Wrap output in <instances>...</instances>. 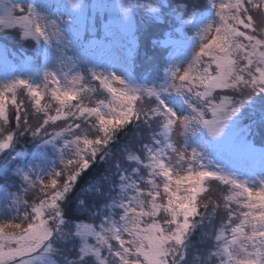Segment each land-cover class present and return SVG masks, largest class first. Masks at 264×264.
<instances>
[{"label": "snow or ice", "instance_id": "snow-or-ice-1", "mask_svg": "<svg viewBox=\"0 0 264 264\" xmlns=\"http://www.w3.org/2000/svg\"><path fill=\"white\" fill-rule=\"evenodd\" d=\"M160 6L146 8L159 19ZM83 9L0 0V28L53 63L42 82L0 83V264H264V147L250 139L264 128V0H207L199 12L181 3V25L198 27L199 43L186 68L170 65L152 86L127 69L96 70L97 41L81 43ZM122 12L131 34L132 6ZM141 129L139 148L110 160L120 134ZM25 138L30 154L18 150ZM233 155H258L259 171L238 175ZM98 162L110 168L78 203L91 222H73L77 182ZM213 182L223 186L217 198ZM214 219L207 247L194 250L193 234Z\"/></svg>", "mask_w": 264, "mask_h": 264}, {"label": "trees", "instance_id": "trees-1", "mask_svg": "<svg viewBox=\"0 0 264 264\" xmlns=\"http://www.w3.org/2000/svg\"><path fill=\"white\" fill-rule=\"evenodd\" d=\"M166 1H169L170 3V0ZM173 2L175 1L173 0ZM147 4L148 2L143 1L135 8L136 12L139 13V16L137 15L138 23L136 33V44H134L132 36H129L128 34H123V30L120 27V29L116 28L114 26L115 24H113V19L109 18L108 16L105 17L104 20L98 19V21H96L94 25L95 29H98V32L96 33L95 31V35L87 34L85 38L94 39L95 41H97V43H101L105 47V50L103 51H99L100 48H97L98 51L94 53L96 57L95 61L96 59L97 61L100 59V61L105 64L108 62V58L110 57H113L114 60H117L116 58L121 61L126 60L128 62L129 67L132 69V72H134V74L139 79H145L147 85L152 86L153 82L159 81L166 74V70L170 65H177L178 59L183 58L184 56L189 54L191 46L195 43V41H198L199 38H193L191 42L186 44L185 46H182L181 44L177 43L182 38H184L182 31L185 32L188 28L187 26L182 27L181 19L179 18V12L177 11V8L181 4V1L177 0L175 3H171L172 6L170 4L165 5V10L167 9V11L166 13L161 12V14H159V19H156L150 15L146 8ZM191 9L192 7H189V10ZM201 10L202 8L197 11L199 12ZM165 16L168 18L166 23H160L161 21H163V19H165ZM106 25H111L110 31L105 30ZM194 27L195 26H193V28L191 29V32L196 34V28ZM153 40H157L159 42V44L156 45L157 47L153 46ZM82 43H84V40L82 41ZM23 50L25 51L24 48H19V51ZM153 52H155L156 54H164L165 58L163 59V61L157 62V64L153 68H149L147 66L142 65L144 61L143 59L145 58L144 56H150ZM29 53L30 52H23L22 57H25L26 55L29 56ZM111 53H113V55ZM129 53H131L130 57ZM42 60L43 54H41L40 64L42 63ZM89 67H91V65ZM139 71L141 72L139 73ZM239 97L241 96L239 95ZM257 99H259V97H257ZM244 122L251 123V119L246 116ZM133 134L134 132L129 133L127 135H125L124 133L120 134L119 139L115 142L113 146V154L110 157V160H114L117 152L123 150L124 146L130 145V142L132 145L134 141ZM250 139L259 148L264 147V128L258 126L255 127L253 129V133ZM27 142L28 139L22 140L20 142V147H22L23 144ZM29 148L30 150L33 149V144ZM109 168V163L98 162L91 168L87 169L86 174H84L81 179L77 182L76 196H74L71 202L69 203V208L71 209V218L73 222H91L87 214L81 213L78 210L79 198H83L85 194L90 196L91 193L87 192V190L90 189L94 184L98 183L99 178L105 175ZM8 177L9 175H7V180ZM2 182H4V177L0 176V183ZM213 183L216 184V182ZM217 186L223 188L222 185ZM80 189H84L85 191L81 192ZM213 196L214 198H216L215 195ZM217 220L218 219H214L213 222H217ZM210 227L212 228V226ZM211 228L208 229V222L205 221V226L197 230L193 234L192 244L194 250L199 249L203 251L207 247L206 242L208 241V237L205 236V233H208L210 235L212 232V230H210ZM67 246L69 247V245ZM67 255H69L71 258V254L67 253ZM59 258L60 257H58V259Z\"/></svg>", "mask_w": 264, "mask_h": 264}, {"label": "rangeland", "instance_id": "rangeland-1", "mask_svg": "<svg viewBox=\"0 0 264 264\" xmlns=\"http://www.w3.org/2000/svg\"><path fill=\"white\" fill-rule=\"evenodd\" d=\"M146 1L149 3V0H79V3H81L84 6L83 9V14L81 19L88 25L89 27V31L87 33H82V38H81V43L84 40L85 36L91 35V34H96L98 32V29H95L94 25L95 22L98 21V19L104 20L105 17H109L111 19H113V24H115L114 26L116 28H121L123 30V34H128L129 36H132L133 38V42L134 44L137 43V37H136V33H137V15L139 16V13L136 12V7L137 5H139L141 2ZM175 2L177 0H174ZM181 1V3H184L186 5H188V7H192V8H196V10H199L200 8H204V6L206 5L207 0H178ZM61 3L67 4L68 0H60ZM173 2V0L166 1V4L161 5L159 7V14L162 13H166L167 9L165 10L166 6L165 5H171V3H175ZM126 4L131 5L132 6V22H133V26H132V32L131 34H129V32L127 31L124 23H122V19H123V12L121 9V4ZM198 8V9H197ZM68 9L70 11H72L73 16H80V13L78 12V10L75 9H71V6L68 5ZM135 10V11H134ZM178 15V14H177ZM73 16H69L67 15V13H63L60 15L61 19H66V20H72ZM165 19H163V21H161L160 23H166L167 21V17H164ZM178 18V16H177ZM118 22V23H116ZM202 26V25H201ZM187 30L185 32L182 31L183 33V37L180 41H178V44H181L182 46H185L186 44L190 43L191 40L193 38H196V34L191 32V29L193 28L192 25L187 26ZM94 28V31H92V29ZM119 28V29H120ZM196 28L195 31H198V27H194ZM96 31V33H95ZM139 34V32H138ZM123 36V35H122ZM154 47H157L156 45L159 44V42L157 40H153ZM199 43V40L196 41V43L194 45L191 46V50L189 52V54H187L186 56H184L183 58H180L177 62L178 66H183V67H187V62L190 61L191 56L193 51L195 50L196 45ZM101 44V43H100ZM103 48H105L104 46H101ZM19 48H24L25 51H19ZM100 48V46H99ZM156 49V48H155ZM98 51V49H96ZM23 52H30L29 56H25L22 57V53ZM155 52H153L150 56H144L145 58L143 59V64L144 66H147L149 68H153L157 62H162L163 59L165 58L164 54L159 53V54H154ZM84 53L81 51L79 53V55H83ZM113 55V53H111ZM88 56H91L94 60H95V55L92 54L91 52L88 53ZM117 60H114L113 57L108 58V62L106 64H103L102 62H99V60L97 61L96 59V63L98 64L97 67V71H114L117 74H122V72L127 69L128 71L131 72L134 80L138 83H140L135 77L136 75L134 74V72H132V69L129 67L128 62L126 60L121 61L118 58H116ZM41 53L34 51V42H29V41H24L22 39H20L19 34L15 31H6L3 28H0V83L4 82L6 79H11L14 77H19V78H27L29 76H31L35 81L37 82H42L43 79V68L41 69ZM114 62L116 64L115 69H111L110 68V63ZM45 63L48 64L49 66V70H51L53 63L52 61H46ZM90 66V65H89ZM92 67V65H91ZM141 71H139L140 73ZM142 83V82H141ZM143 84V83H142ZM235 95V98L240 99L241 97H239V95L233 94ZM105 96V93L103 92H99L97 93L93 99H103ZM238 96V97H237ZM47 99V98H46ZM35 122V121H34ZM148 135V133L144 130H138L136 132H134L133 137H134V141L131 145H126L127 147H135L136 149L139 148L140 144H139V140L140 137L146 136ZM28 139V142L23 144L22 147H20V143H19V150H23L25 153L30 154L32 151H34L33 149L30 150V146L32 145V142L30 141V138H25ZM177 147H182V141H183V137L182 136H177L175 138ZM124 146V148L126 147ZM257 147V149H259V147L257 145H255ZM120 150V149H119ZM121 159H123V150H120L117 152V154L115 155L114 160L116 161H120ZM237 160L240 162V166H238L237 168L233 166V164H230L229 161L230 160ZM234 169H237V174H243L244 172H248L249 174L252 173L253 170L255 171H259V168L261 166L262 161L260 160L259 156H248V155H233L231 158L228 159L227 161ZM4 161L2 159H0V164H3ZM223 166V165H221ZM7 175H9L8 177V183L9 184H15L18 185L19 181L17 180L16 177L13 176L12 171L8 172ZM4 183V182H2ZM0 183V184H2ZM13 191L15 190V188L12 189ZM213 195H215V197H219L221 195V193L223 192V188H220L219 186H217L216 184L213 183ZM86 223V221H85ZM215 223V224H214ZM213 226L212 228L208 225V229L211 228L210 230H214V227L218 226L219 224V219L217 220V222H213ZM209 230V231H210ZM72 248V245L69 244V247L67 246L66 248H64V252L65 254H70V250Z\"/></svg>", "mask_w": 264, "mask_h": 264}, {"label": "clouds", "instance_id": "clouds-1", "mask_svg": "<svg viewBox=\"0 0 264 264\" xmlns=\"http://www.w3.org/2000/svg\"><path fill=\"white\" fill-rule=\"evenodd\" d=\"M160 4L161 5H164V4H166V0H160ZM127 5L126 4H121V9L123 8V7H126ZM159 6V5H158Z\"/></svg>", "mask_w": 264, "mask_h": 264}]
</instances>
